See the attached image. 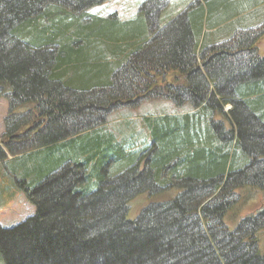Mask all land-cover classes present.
Returning <instances> with one entry per match:
<instances>
[{"label":"trees","instance_id":"16d2710c","mask_svg":"<svg viewBox=\"0 0 264 264\" xmlns=\"http://www.w3.org/2000/svg\"><path fill=\"white\" fill-rule=\"evenodd\" d=\"M104 1L0 0V161L34 206L0 227L3 263L264 264V208L224 222L239 189L264 191V0H194L162 24L170 0L88 12ZM152 99L187 111L159 116L135 157L107 115Z\"/></svg>","mask_w":264,"mask_h":264},{"label":"rangeland","instance_id":"374dc122","mask_svg":"<svg viewBox=\"0 0 264 264\" xmlns=\"http://www.w3.org/2000/svg\"><path fill=\"white\" fill-rule=\"evenodd\" d=\"M144 1L145 0H106L101 3V5L89 8L88 12L94 13L98 16H108L115 13L121 20H125L135 16L138 7ZM158 1L162 3L164 0ZM192 1L194 0H170L165 6V9L160 13L161 24L172 19L173 16L181 12L184 7ZM263 22L260 21L258 24L260 25ZM206 31L208 36V33H210L209 29ZM218 41L219 40H217V42ZM255 47L257 48L259 55L264 57V34L257 41ZM7 105V100L0 97V139L3 134V118L8 113ZM228 108L229 105L224 106V110H227ZM183 111H187L185 106L179 107L178 109V107H175L172 103L161 99L140 101L136 106H124L109 112L107 115L108 121L106 128H108L114 135V138L116 139H114V141L116 143L118 140L124 139L122 140V142H124V151H130V153L132 152L135 154V157L145 155V158H148L152 152H149L148 149L151 148L154 143V130L155 128H158L157 124L159 116L165 115V113L177 116V114H181ZM205 117L206 116H204V118ZM148 118L152 122L151 128L147 125ZM216 119H219V117H216ZM155 124L156 126H154ZM0 147L4 151V155L7 159H10L11 156L4 148L3 144L0 143ZM126 158H129V156L126 155ZM122 163L126 164V162L122 160L121 163L112 165L110 169L119 168ZM17 165V162L2 163L0 161V186L2 185L4 191H6V195L3 196V199L0 198L2 199L0 202V227L15 226V224L23 221L27 216L32 215L34 212V206L28 202L22 192L16 188L15 177H12L11 174H9L12 167L17 169L19 168L16 167ZM123 167L121 169H123ZM121 169L117 172H120ZM17 179L24 180V177L19 176L16 180ZM13 186L15 188L14 190H12ZM94 186L96 187V185ZM94 186L92 187L93 189H95ZM239 193H241V198L237 203H235V205H233V207L229 209L228 213L224 217V222L228 229H232L241 218L252 215L258 210L264 208V191L262 192L253 186H246L239 189ZM172 194L173 191H169L168 194H157L156 196H152V198L149 197L147 193L139 194L133 197V199L128 203L129 214L127 217L130 220H133L146 204L150 202L168 200ZM3 201H5L6 204H4ZM255 237L258 241V252L264 255V229L259 230ZM0 264H4L1 255Z\"/></svg>","mask_w":264,"mask_h":264},{"label":"crops","instance_id":"0c3cea01","mask_svg":"<svg viewBox=\"0 0 264 264\" xmlns=\"http://www.w3.org/2000/svg\"><path fill=\"white\" fill-rule=\"evenodd\" d=\"M15 188H14V186H13V188H12V190H14ZM18 191V190H17ZM0 198H2L3 199V196L4 195H6V191H4V188H3V186L1 185L0 186ZM2 199H0V202L2 201ZM4 200H5V198H4ZM4 202V204H6V202L5 201H3ZM1 207V206H0Z\"/></svg>","mask_w":264,"mask_h":264}]
</instances>
